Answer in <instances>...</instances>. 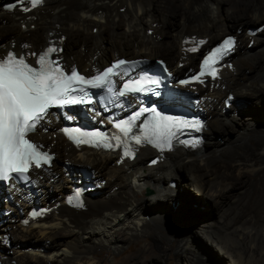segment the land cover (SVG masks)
Listing matches in <instances>:
<instances>
[{"label": "bare ground", "instance_id": "1", "mask_svg": "<svg viewBox=\"0 0 264 264\" xmlns=\"http://www.w3.org/2000/svg\"><path fill=\"white\" fill-rule=\"evenodd\" d=\"M6 1L17 7L0 3V57L13 48L33 59L31 53L52 40L62 49L57 57L65 69L93 74L121 54L151 61L163 60L158 57L162 55L182 79V89L197 97L205 126L200 152L183 144L160 149L144 139L125 148L90 149L69 142L61 131L62 118L49 112L33 137L55 154L54 163L50 168H32L28 176V183L39 189L40 210L34 215L28 185L22 193L9 190L12 203L5 191L0 194V264H110L98 256L100 251L114 253L132 243L138 244L137 249L117 264H213L187 235H175L168 210L158 209L179 200L180 186L174 178L195 189L196 201H214L240 189L232 205L191 234L231 264H264V142L252 140L239 149L222 150L215 140L220 125L243 106L242 98L264 95V57L258 60L249 50L261 46L258 33L264 21L248 25L264 20V0L236 1L235 16L217 11L225 0L208 2L215 11H204L196 0H42L36 7L30 0ZM161 2L164 8L158 6ZM241 18L244 23L238 21ZM245 26H253L255 34H248ZM233 28L236 33H226ZM231 34L240 43L218 77L183 83L197 79L199 58ZM192 47L197 51H189ZM239 50L241 55L235 58ZM246 70L252 74L246 75ZM229 94L233 97L227 103ZM232 104L234 111L229 113ZM126 151L131 154L125 155ZM214 157L218 164L211 165ZM65 161L71 163L69 170L63 169ZM80 166L90 167V180L82 179ZM244 173L252 181L239 186L238 177ZM145 188L151 191L149 196H143ZM16 202L24 207L22 217ZM188 208L187 203L175 204L190 222Z\"/></svg>", "mask_w": 264, "mask_h": 264}, {"label": "snow or ice", "instance_id": "2", "mask_svg": "<svg viewBox=\"0 0 264 264\" xmlns=\"http://www.w3.org/2000/svg\"><path fill=\"white\" fill-rule=\"evenodd\" d=\"M30 2L32 7H36L42 0H30ZM8 7L11 9L17 5L12 4ZM23 10L29 11L30 9L24 8ZM234 43L235 41L231 37L225 39L221 48H217L212 57L205 60V64H208L209 61L215 63L216 54L221 53L222 50H230ZM23 47H28V45ZM60 51L62 49L50 46L39 54L31 53L32 56H37L35 63L38 67L29 63L25 55H18L14 51H9L6 56L0 57V180H8L12 174L17 176L26 174L33 165L39 167L42 162L48 163L51 157L46 152H42L38 145L31 142L28 134L33 132L37 125L49 115L51 108L82 102L83 97L78 99L72 93L79 92L87 95L86 86L101 88L108 81L110 75L117 74L116 69L128 63L125 60H119L100 74L88 78L75 67L65 69L63 65H60L58 58L52 59V54ZM189 51L195 52L196 48L189 49ZM201 75H203V71ZM142 88L143 84L139 80L135 82V85H124V89H127L128 92H140ZM111 90L109 89V91ZM118 95L123 97L125 91L120 90ZM140 115L141 113L137 112L132 119ZM176 126L172 117L161 116L157 113L154 117L151 134L146 132L143 138L134 135L132 139L137 144H140L144 139L157 148H171V139L174 135L172 129ZM194 126L199 128L201 125L197 122ZM115 127L120 129L125 136L132 131L130 121L117 122ZM73 131L79 132L80 130ZM83 136L106 139L102 133H81V136L72 138L78 145L92 142L81 138ZM114 138L120 141L119 136ZM95 142L99 145L100 140ZM103 146L112 147L109 143H104ZM130 154V152H125V155Z\"/></svg>", "mask_w": 264, "mask_h": 264}, {"label": "rangeland", "instance_id": "3", "mask_svg": "<svg viewBox=\"0 0 264 264\" xmlns=\"http://www.w3.org/2000/svg\"><path fill=\"white\" fill-rule=\"evenodd\" d=\"M3 1H6V0H0V3H2ZM209 1H211V0H196V4L199 7L204 8L203 9L204 11L205 10L207 11L210 9L215 11L214 6L211 5L210 3H208ZM236 1H239V0H225L224 3L220 4V7L217 9V11L222 13V14L228 13V14H233L234 16L237 15L239 10H238L237 4L235 3ZM157 4L158 3H155L156 7H157ZM158 6L161 8H164L163 2L159 3ZM238 15H239V13H238ZM238 21H242V23H244V19H242V18L239 19ZM263 21L264 20H261V21H258L256 23H250L248 25H256V24L262 23ZM247 26H245V30L247 29ZM233 29H235V28H233ZM233 29L227 31L226 33H230V32L236 33V29L235 30H233ZM30 30H34V28H30ZM242 31H243V29L238 30L237 36H239V34H241ZM93 33H96V31H93ZM258 35H259L258 37L259 38L261 37L262 38L261 40L263 41V42H260V44L262 43L261 46L257 47V48L249 49V50L251 51V53H253L255 55V57L258 58V60H260L262 57H264V53H263L264 52V29ZM239 38H240V36H239ZM239 43H240V40L237 39V46L239 45ZM243 44H244V42L242 43V45ZM236 50H237V47L235 48V51ZM121 55L122 56L125 55L127 57H134L131 54H121ZM121 55H119V56H121ZM142 55H144V54H142ZM199 55H200V53H199ZM239 55H241L240 50L237 52L235 58ZM158 57H161V58H163V60L166 61V59L162 55H158ZM244 73L246 75L252 74V72H249V70H246ZM241 101L243 103V106L239 105V107H240L239 111L236 113L234 118L227 121V123H225V124H221L222 126L220 125V129H218V131L216 132L215 140L218 143L217 146H219V148L222 150L225 148L239 149L244 143L245 144L249 143L252 140L255 142H257V141L264 142V95H262L261 98L254 97L252 95H247V97L242 98ZM233 107H234V104H232V106L230 107L232 109L230 111H227V112L230 113V112H232V110L234 111ZM251 129L254 131L252 132ZM250 134H251V136H250ZM209 151H210V149H209ZM148 159H150L149 156L145 161L148 162L149 161ZM56 160H57V158H56ZM218 160H219L218 157H214L212 159V161H210L211 165L218 164ZM217 170H220V168L218 167ZM233 172H235V171H233ZM238 178L239 179L237 180V182L241 181V183H238L239 186H242L245 183H248V181H252L249 173H244L241 177H238ZM173 180L178 182V184H176V185L180 186V193H181L179 195V198H178L179 200L176 201V203H182V204L187 203V205L189 206L188 210H190L191 216L193 217V219L190 222L187 221V219H185V216L181 212L177 211V209H175L176 203L165 202V204H161L162 207L159 206L158 209H165V211L168 210V213L170 216L169 218L172 220L173 224H175V226H174V231H176L175 235L176 234L180 235L182 232L185 235H187L188 238L190 240H192V242L194 241L193 244H194L195 249L199 253H201V255L203 257H206L208 260H211V262H213V264H231L229 262V260L226 257H222L214 249V247H211L208 244L203 245L199 241V238L194 237L191 234V232H195L198 230V228L201 225L215 220L216 216L220 213V211H222L221 210L222 208H228L230 205H232V203L234 201L233 198L235 197V194H237V191L240 189H236L234 192L233 191L229 192V196H228L229 198L228 197H225V198L222 197L221 198L220 196H217L214 199V201L213 200H210V201L205 200V202H202L200 200H197V201L194 200L195 197L197 198L199 196L194 188H189L186 185L185 186L180 185V181L176 178H174ZM243 182H244V184H243ZM150 193H151V191L148 188H145L143 190V196H149ZM231 196H232V198H231ZM186 198H188L187 201H186ZM10 240H11V244L13 245L15 243V241H13V239L11 237H10ZM172 241L175 242L174 240H172ZM40 243H42V242H39V244ZM137 247H138L137 243H132L129 247H125L124 250L115 251L114 253L107 252V251H100L98 256L103 258V259H107V261L110 264H117V263L122 262V260L124 258L131 255L137 249ZM114 255H116L117 258H114ZM173 256H175L174 252H173Z\"/></svg>", "mask_w": 264, "mask_h": 264}, {"label": "clouds", "instance_id": "4", "mask_svg": "<svg viewBox=\"0 0 264 264\" xmlns=\"http://www.w3.org/2000/svg\"><path fill=\"white\" fill-rule=\"evenodd\" d=\"M250 27H253V26H250ZM250 27H248L247 29H249ZM247 29H246V30H247Z\"/></svg>", "mask_w": 264, "mask_h": 264}]
</instances>
